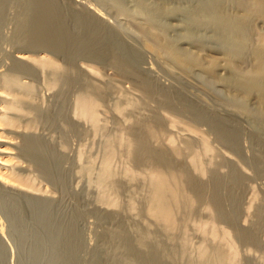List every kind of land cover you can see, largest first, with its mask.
Segmentation results:
<instances>
[{
  "label": "rangeland",
  "instance_id": "1",
  "mask_svg": "<svg viewBox=\"0 0 264 264\" xmlns=\"http://www.w3.org/2000/svg\"><path fill=\"white\" fill-rule=\"evenodd\" d=\"M261 1L0 0L2 171L31 189L0 176V264H264ZM154 169L184 175L172 223Z\"/></svg>",
  "mask_w": 264,
  "mask_h": 264
},
{
  "label": "bare ground",
  "instance_id": "2",
  "mask_svg": "<svg viewBox=\"0 0 264 264\" xmlns=\"http://www.w3.org/2000/svg\"><path fill=\"white\" fill-rule=\"evenodd\" d=\"M260 1V0H259ZM262 1H264V0H262ZM261 1V2H262ZM259 4H260V2H259ZM260 5H262V3L260 4ZM261 9V8H260ZM262 11H264V10H262ZM241 22V21H240ZM231 23H233V21L231 22ZM238 25V24H237ZM231 26H233V25H231ZM56 31V30H55ZM45 39V38H44ZM60 41V40H59ZM258 50V49H257ZM261 52V51H260ZM262 53V52H261ZM261 55V54H260ZM18 57H19V59H26V58H28V55H26V54H24V53H20L19 55H18ZM262 57H264V55H262ZM38 60H39V58H38ZM27 61V60H26ZM262 61H264V60H262ZM39 64H41V65H48V67H49V65H53V63L51 62V61H49V60H46L45 58H41V60H39V62H38ZM262 65H264V64H262ZM51 68H52V66H50ZM262 67H264V66H262ZM54 68V67H53ZM59 69V68H58ZM57 69V70H58ZM54 70V69H53ZM262 70V69H261ZM256 72V71H255ZM257 73V72H256ZM261 74V73H260ZM262 75H264V73H262ZM261 75V76H262ZM258 76V75H257ZM262 77H264V76H262ZM260 78V77H259ZM67 79H68V77H67ZM251 79V78H250ZM256 79V78H255ZM8 81V80H7ZM3 83V82H2ZM246 87V86H245ZM253 87V86H252ZM4 89V88H3ZM3 89L2 88H0V98H3V99H5V98H7L6 97V94H5V92H7V91H3ZM8 90V89H7ZM10 91V90H9ZM12 93H10V95H11ZM82 94V93H81ZM9 95V94H8ZM16 95V94H15ZM11 97V96H10ZM9 96H8V98H10ZM16 97V96H15ZM12 98V97H11ZM11 98L9 99L10 100V105H8V103H7V101L8 100H6L5 102L7 103V104H5V103H1L2 105L0 106V126H2V127H0V129L2 128L3 129V131H0V136H3L4 137V139H0V146H2L3 144H6V143H8V144H6V146L5 147H0V154H2V153H10L7 149H9V148H11V146L14 144V142H13V140H11V139H13L12 138V136L13 135H9V134H11L12 133V131L14 132L15 131V127H14V124H15V118H14V115H13V112H14V108L16 109L17 107H14V106H16V105H14L15 103L13 102H11ZM16 98H18V97H16ZM12 99H15V98H12ZM93 98H88V97H85V95L84 96H80L79 98H78V102H77V104H78V107L80 108V111H81V113H83V114H86V115H89L90 117H93L94 115H93V109H94V107L96 106V103H95V101H93L92 100ZM25 101V100H24ZM18 102H19V100H18ZM17 102V103H18ZM23 104V103H22ZM18 105V104H17ZM20 106V105H19ZM20 109H21V107H20ZM19 110V109H18ZM80 111H78V112H80ZM15 113H16V111H15ZM14 113V114H15ZM259 115V114H258ZM261 116V115H260ZM15 117H17V116H15ZM94 118V117H93ZM92 118V119H93ZM260 118V117H259ZM94 121V120H93ZM19 124V123H18ZM17 125V124H16ZM15 125V126H16ZM12 127H14V128H12ZM18 128V127H17ZM14 129V130H13ZM203 138V137H202ZM203 141V140H202ZM138 144H137V146H138V148H139V146H140V149H141V151H146L145 153H147V151H148V148H147V146H146V144H145V142L143 141V140H139L138 142H137ZM204 143V142H203ZM26 144V143H25ZM140 144V145H139ZM207 144V143H206ZM130 145V144H129ZM26 146H28V145H26ZM31 146V145H30ZM131 146H133L132 144H131ZM136 146V147H137ZM203 146V145H202ZM42 147V146H41ZM205 148H207V145L205 146ZM30 149H32V148H30ZM33 150H35V149H33ZM47 151V150H46ZM112 151V150H111ZM49 152V151H48ZM47 152V153H48ZM139 152V151H138ZM150 152V151H149ZM32 154V153H31ZM196 155V154H195ZM37 157H39V156H37ZM158 157V156H157ZM162 157V156H161ZM35 158V157H34ZM45 158V157H44ZM156 158V157H155ZM160 158V157H159ZM158 158V159H159ZM108 159V158H107ZM7 160H10V158L9 159H7ZM6 159H5V161H7ZM5 161L4 160H2V157L0 156V176L3 178V180L5 181V182H7V184L9 183V185H11V186H13V187H16V189H23V190H26V191H28L29 189H28V185L24 182L25 180H22L23 178H20V177H18L17 175H15L14 173L13 174H10L8 171H2V168H6L7 166H9V164L10 163H5ZM46 161V160H45ZM44 161V162H45ZM192 165H194V166H196V167H198V157L197 156H192ZM43 163V162H42ZM4 164H7V166L6 165H4ZM17 164H18V162H17ZM41 164V163H40ZM200 164V163H199ZM107 166V165H106ZM9 168V167H8ZM13 168V167H12ZM108 169V168H107ZM196 169V168H195ZM5 170H7V169H5ZM155 170V169H154ZM105 172V171H104ZM107 172V171H106ZM109 173V172H108ZM182 172H164V171H162V170H155V171H151V174H150V180H151V183H152V187H153V190H151L152 191V200H153V202H154V204L152 203V205H153V207H152V209H151V211H152V213H153V215L155 214L156 216H158V218L160 217V218H162L163 220H165L164 222L166 223V222H168V223H172L173 222V220H174V212H173V205H172V203L173 204H175V203H177V202H175L178 198L180 199V196L182 195V188H183V186H182V178H183V176H182V174H181ZM201 173H203V172H201ZM104 174V173H103ZM106 174V173H105ZM23 176V175H22ZM27 181V180H26ZM150 183V184H151ZM30 187H31V184H30ZM33 189V188H32ZM35 189V188H34ZM34 189H33V192H34ZM37 189V188H36ZM31 190V189H30ZM205 190V189H204ZM184 191V190H183ZM32 192V191H31ZM200 193V192H199ZM204 193V192H203ZM185 194V193H184ZM183 196V195H182ZM185 197V196H184ZM183 198V197H182ZM151 199V198H150ZM191 200V199H190ZM110 201V200H109ZM175 202V203H174ZM178 204V203H177ZM174 208H175V206H174ZM168 225V224H167ZM173 225V224H172ZM210 228V227H209ZM212 228V227H211ZM215 231V230H214ZM222 232V231H221ZM215 233H216V231H215ZM213 234V233H212ZM211 234V235H212ZM217 234V233H216ZM221 234V233H220ZM215 235V234H214ZM218 235V234H217ZM208 236H210L209 234H208ZM227 236V235H226ZM214 237V236H213ZM218 239V238H217ZM228 239V238H227ZM222 240V239H221ZM226 242V241H225ZM233 244V243H232ZM218 247V246H217ZM201 248V247H200ZM215 248H216V246H215ZM225 248V247H224ZM232 248V247H231ZM202 249V248H201ZM215 251V253H213L214 255H215V258H221V257H223V253H222V251L221 250H219V249H216V250H214ZM234 251V250H233ZM202 252V251H201ZM236 252V251H235ZM234 252V253H235ZM201 255V254H200ZM214 255H213V257H214ZM233 256H235V255H233ZM214 258V259H215ZM231 258H233V257H231ZM223 259V258H222ZM218 260H220L221 261V259H218ZM224 261V260H223ZM234 262V261H233ZM223 264V263H222Z\"/></svg>",
  "mask_w": 264,
  "mask_h": 264
}]
</instances>
